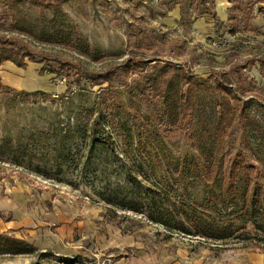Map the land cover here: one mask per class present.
<instances>
[{
    "label": "rangeland",
    "instance_id": "rangeland-1",
    "mask_svg": "<svg viewBox=\"0 0 264 264\" xmlns=\"http://www.w3.org/2000/svg\"><path fill=\"white\" fill-rule=\"evenodd\" d=\"M51 1L0 0V47L7 39L14 40L44 60L30 61L25 70L9 74L13 91L0 90V233L38 248L35 253H13L0 246V264L74 257L84 264H246L249 253L256 251L253 243H260L259 251H264V241L256 237L261 234L251 223L246 229L251 237L239 231L216 241L169 231L145 214L122 210V196L142 192L149 183L142 177L128 183L124 161L101 150L89 151L92 118L99 110L109 112L110 83L85 77L79 84L67 83L63 77L41 72L46 64L58 65V60L68 58L92 74L109 73L128 112L140 111L148 116L149 126L160 131L165 126L163 102L143 97L133 88L138 77L122 69L128 58L172 61L206 82L210 131L216 84L222 80L232 87L236 104L239 99L249 101L247 110L262 126L257 137L247 138L238 124L225 143V153L241 150L264 170V136L260 137L264 135V33L254 26L244 28L240 18L220 21L214 0H63V13L55 23L83 34L98 56H103L98 59L54 40H39L44 22L54 23L56 9ZM14 13L19 27L13 24ZM204 18L208 30L199 28ZM234 23L237 30H233ZM6 75L0 67L5 83ZM23 91L33 95L23 99L18 95ZM129 120L138 142L135 121L132 116ZM109 128L120 151L122 139ZM203 138L208 140L206 134ZM161 144L167 158L177 159L192 155L198 140L183 134ZM154 162L160 176L161 168ZM221 172L222 165L216 181ZM216 181H181L178 192L201 204ZM120 188L124 193L117 196ZM108 198L115 203L109 204ZM110 207L120 217L112 218ZM41 252L47 256L43 258Z\"/></svg>",
    "mask_w": 264,
    "mask_h": 264
},
{
    "label": "trees",
    "instance_id": "trees-1",
    "mask_svg": "<svg viewBox=\"0 0 264 264\" xmlns=\"http://www.w3.org/2000/svg\"><path fill=\"white\" fill-rule=\"evenodd\" d=\"M42 6V3H39ZM56 9V16L51 20L53 25L44 22L39 40L56 41L61 46L91 57H98L91 44L85 40L83 34L70 27L58 26L57 15L63 13V0L50 2ZM252 8H249L251 11ZM13 24L20 26L18 15H12ZM251 15L246 14L245 24L250 27ZM0 47V66L11 61L20 68H27L28 62L44 61L37 59L35 53L27 51L14 40L7 39ZM102 55V54H101ZM48 60V58H47ZM46 60V61H47ZM47 63V62H46ZM58 65L46 64L41 70L55 74L56 78L63 77L67 83H81L82 79L95 78L100 84L110 83L108 109L96 112L89 128L91 139L89 151L101 150L112 154L124 161V178L128 183L138 177L148 181V186L138 192L127 193L122 196V210L145 214L150 221L164 226L169 231L187 235L202 236L216 241L226 240L236 236L239 231H246L249 223L261 234L259 241H264V170L256 162H252L247 154L237 150L234 154L225 153V143L238 124L248 135L262 130L258 118L247 110L249 101L239 99L235 103L233 89L222 80L216 84L217 98L215 100L212 123L213 131L208 130L209 117L205 106L207 83L191 72L185 66H179L172 61L160 59L128 58L122 69L136 76L133 88L147 98H156L163 102V116L165 125L163 131L157 127L151 128L148 116L135 111L128 112L124 98L113 88V77L109 73L92 74L72 59L58 60ZM0 90L13 91L4 84L0 76ZM35 94H47L37 91ZM23 99H29L33 93L18 92ZM133 117L138 130V142L134 141ZM120 135L123 148L119 151L117 139L109 127ZM188 132V133H187ZM264 132V131H262ZM187 134L197 139L194 152L190 156L177 159L167 158L162 142L166 138H176ZM208 136L204 140L203 135ZM264 135L260 136L263 137ZM252 138V137H251ZM197 148V149H195ZM264 148V147H263ZM157 160L161 168V175L157 174L154 161ZM222 172L218 180L219 167ZM155 176L156 179L152 178ZM158 176V178H157ZM202 178L207 182H215L201 204H194L178 192L181 181L191 182ZM159 179V180H158ZM119 193H124L120 188ZM108 203L115 200L108 198ZM112 218L120 217L117 209L109 208ZM244 235L251 237L249 232ZM260 243H253L255 250L262 249ZM0 246L13 253H35L37 246L15 235L0 233ZM264 249V248H263ZM47 252H41L43 258ZM32 264H84L80 257L63 258L62 260H46Z\"/></svg>",
    "mask_w": 264,
    "mask_h": 264
},
{
    "label": "crops",
    "instance_id": "crops-1",
    "mask_svg": "<svg viewBox=\"0 0 264 264\" xmlns=\"http://www.w3.org/2000/svg\"><path fill=\"white\" fill-rule=\"evenodd\" d=\"M249 8H252V10L249 11ZM214 10L216 17L220 21L229 22L233 21L234 18H240L243 22L244 28L249 29L254 26L257 31L264 33V0H214ZM231 13H237L235 15L236 17L230 15ZM246 14L251 15L250 27H247L245 24ZM202 20H204L203 25L200 24L199 28L208 30L206 19L204 18ZM237 29L238 24L234 23L233 30ZM0 67L6 69L7 75L4 76L3 79L7 80V83H4L8 86L13 85L11 83L12 77H9V74H16V72H20V70L24 69L16 66L11 61L5 62ZM246 264H264V251L260 252L259 249H257L256 251L249 253V261H247Z\"/></svg>",
    "mask_w": 264,
    "mask_h": 264
}]
</instances>
